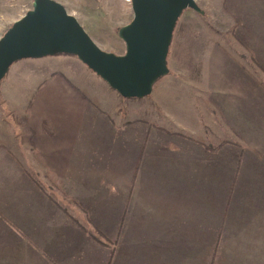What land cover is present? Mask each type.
Listing matches in <instances>:
<instances>
[{"label": "crops", "instance_id": "obj_1", "mask_svg": "<svg viewBox=\"0 0 264 264\" xmlns=\"http://www.w3.org/2000/svg\"><path fill=\"white\" fill-rule=\"evenodd\" d=\"M237 1L247 5L246 19L264 18V0L260 4ZM224 12L232 18V26L226 30L243 26L238 15ZM16 62L22 65L11 87L26 99V108L0 109V264H105L109 246L97 242L86 230L94 231L96 224L109 235L115 232L123 210L140 201L136 181L142 164L153 157L151 138L160 136L158 132L167 134L162 133L164 146L172 154L169 137L174 131L149 123L141 129L134 120L126 121L128 98L76 55L28 57L12 65ZM109 101L112 109H106L111 106ZM191 110L198 114L199 123L206 122L200 125L208 132L180 123L174 127L181 135H175L193 139L190 134H194L206 149V144L216 146L208 149L212 161L202 157L200 150L192 157L203 175L212 167L208 170L215 184L231 178L213 232L212 241L224 217L217 264L234 263L230 249L244 251L251 257L250 264H264V153L242 157L221 152L227 145H245L239 139L247 137L246 128L231 131L233 137L220 128L222 122L235 124L233 109L216 113L215 109ZM201 133L212 143L202 141ZM142 145L144 151L133 175ZM176 151L188 153L186 144ZM220 192L219 188L215 193ZM127 222L125 212L112 264H164L155 251L138 253L136 241L155 238L145 231L128 233ZM227 242L232 245L229 250L225 249Z\"/></svg>", "mask_w": 264, "mask_h": 264}, {"label": "rangeland", "instance_id": "obj_2", "mask_svg": "<svg viewBox=\"0 0 264 264\" xmlns=\"http://www.w3.org/2000/svg\"><path fill=\"white\" fill-rule=\"evenodd\" d=\"M58 1L77 18L100 48L115 53L125 51V43L117 30L133 16L130 0ZM222 1L196 0L202 12L192 8L183 10L167 54L168 73L156 79L149 94L126 97V121L134 120L135 127L141 129L142 124L149 123L178 131L174 124H183L198 131L200 124L206 122L199 123L198 114L191 109H215V113L218 109H233L232 121L236 125L222 122L220 128L228 130L232 137L231 131L238 130L237 127L246 128L247 137L239 139L245 145H227L221 152L227 156L229 153L242 157L260 155L264 153V18L246 19L247 5L243 1L225 0V7ZM31 7L32 0H0V36ZM224 10L238 15L243 26L226 30L232 26V18ZM213 17L217 18L215 22ZM247 21H255L257 25ZM183 25L185 29L178 33V27ZM177 43H181L179 58L174 53L179 48ZM11 65L0 82V109H23L26 99L18 96L17 88L11 87L22 64ZM110 104L106 109H112ZM158 133L160 136L150 140L153 157L142 164L136 181L140 201L136 205L130 203L126 210L128 233L145 231L154 237L151 241H136L138 253L155 251L164 264H206L231 178L215 184L212 167L205 169L204 175L199 171L202 167L192 155L200 150L202 157L212 161V152L196 142L199 141L196 135L190 134L193 139L170 136L174 150L171 154L168 146H164V132ZM200 138L212 143L202 133ZM185 144L188 153L176 151ZM136 151L135 142L133 155ZM204 164L206 167L207 162L203 160ZM219 188L222 192L215 193ZM231 246L227 242L225 249ZM229 252L235 259L233 264H250L251 257L244 251L230 249ZM219 264L232 263L220 261Z\"/></svg>", "mask_w": 264, "mask_h": 264}, {"label": "water", "instance_id": "obj_3", "mask_svg": "<svg viewBox=\"0 0 264 264\" xmlns=\"http://www.w3.org/2000/svg\"><path fill=\"white\" fill-rule=\"evenodd\" d=\"M133 16L118 36L123 53L100 48L58 0H32V7L0 36V82L16 60L72 54L123 97H142L169 71L167 54L185 8L203 10L196 0H130Z\"/></svg>", "mask_w": 264, "mask_h": 264}, {"label": "trees", "instance_id": "obj_4", "mask_svg": "<svg viewBox=\"0 0 264 264\" xmlns=\"http://www.w3.org/2000/svg\"><path fill=\"white\" fill-rule=\"evenodd\" d=\"M184 27H185L184 25L181 26V27H178V33H182ZM180 44L181 43H177V45H179V48L176 51H174V53L176 52V54H177V58H179V54L181 52ZM179 49H180V52H179ZM158 127L160 129H162L163 131L169 132L168 130H166L163 127H160V126H158ZM178 133L179 132L174 131V134H178ZM206 147L208 149H216V146L212 147V146H208L207 145ZM143 151H144V145H142L141 148H140L138 160L135 162L134 174L133 175H135V173H136V170H137V167H138V165L140 163V158H141V156L143 154ZM125 212H126V209H124L122 214L120 215L119 220L117 222L116 230L111 235L107 234L106 231L103 228H101L100 226H98L96 224H94V231L91 232V231L86 230V232L89 233L97 242H99L102 245L109 246V254H108V257H107V260H106L105 264H112L113 259L115 257V254H116V251H117L115 245L119 241V234H120V230L122 228L123 220L125 218ZM72 219L77 222L75 217H72ZM223 219H224V217L222 218L221 225L219 227V231L217 233V236H216L215 240L212 241L211 244H210V247H209V250H208V253H207V256H206V264H217V261L219 259L220 246H221V243H222V241H221V233L223 231ZM82 228H84V227L82 226Z\"/></svg>", "mask_w": 264, "mask_h": 264}]
</instances>
